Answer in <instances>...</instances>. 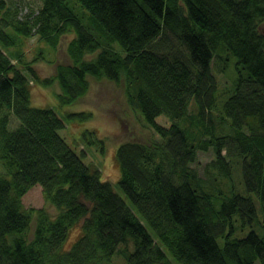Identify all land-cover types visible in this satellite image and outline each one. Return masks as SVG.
Listing matches in <instances>:
<instances>
[{
    "label": "trees",
    "instance_id": "trees-1",
    "mask_svg": "<svg viewBox=\"0 0 264 264\" xmlns=\"http://www.w3.org/2000/svg\"><path fill=\"white\" fill-rule=\"evenodd\" d=\"M37 2L22 16L18 2L0 0V264H114L116 254L125 264H264V0ZM33 34L44 47L28 57ZM66 34L70 62L41 76L34 64ZM229 56L236 75L222 87L213 62L228 76ZM91 78L114 82L124 115L152 131L119 141L114 184L84 160L87 149L105 155L100 131L84 128L78 152L53 107L31 104L34 82H57L65 106ZM231 139L248 156L243 176L222 153ZM200 148L214 153L201 171L191 166ZM36 183L44 203L26 206Z\"/></svg>",
    "mask_w": 264,
    "mask_h": 264
},
{
    "label": "rangeland",
    "instance_id": "rangeland-1",
    "mask_svg": "<svg viewBox=\"0 0 264 264\" xmlns=\"http://www.w3.org/2000/svg\"><path fill=\"white\" fill-rule=\"evenodd\" d=\"M14 1L18 2L19 13L22 16L32 7H38L37 0ZM259 30L264 33V20L259 23ZM69 39L70 35H63L56 51L53 54H51V51H47L45 58L39 59V61L34 64V67L41 76L53 75L55 73V65L58 62H70V59L65 51L66 43ZM22 46L24 47V44H22ZM39 46L44 47V43L37 38V34H33L31 37L26 39L25 49L27 51V56L30 57L33 54L35 48ZM229 60L230 61L226 69L228 76L225 75L224 72L220 71V61L214 60L213 62V71L222 87L229 84L230 79L236 75L234 57L229 56ZM30 87L31 104L35 106L53 107L57 114L60 115L65 121V126L59 130L60 134L78 152H80L81 146H84L86 149L85 144H83L80 139L84 128L95 127L97 131H100L98 132L100 136L106 138L105 155L101 156L98 154L100 153L99 151L97 153L94 149H87L86 158H84V160L87 162L92 161L93 163L95 162L97 165H99L101 170V179L107 180L113 184L116 183V180L119 178V168L115 159V151L119 145V141L128 137H132L136 140H146L152 133L149 127H141L138 125V123H136L134 114L131 113L130 117L124 115V106L121 104L122 99L120 90L117 88L115 83L110 80L97 81L94 78H91L90 90L88 93L80 97L74 104L65 106H61L57 98L56 92L60 90L57 82H54L49 86L34 82L30 84ZM78 110H91L93 112V116L91 119L84 120L66 116L67 112ZM156 119L162 123L167 122L168 120V118L164 115H160ZM14 121L15 116L13 117V122ZM79 144L81 145L79 146ZM213 156L214 154L211 149L200 151L195 163L196 167L201 171L203 165L207 161L211 160ZM114 187L119 191L118 186L114 185ZM40 190L41 189L39 185H34L32 188H30L22 198L24 205H42L44 203V198ZM125 200L128 204H130L127 198H125ZM135 213L140 216L137 211H135ZM254 223L255 229H258V226L260 225L259 222L256 221ZM148 229L150 232H152L149 226ZM76 233L77 228H74L71 231L70 236H68V239L65 241V248H68L73 243L76 238ZM236 234L240 235L242 234V231L238 230ZM118 263L125 264L124 257L120 258ZM254 264L260 263L258 260H256Z\"/></svg>",
    "mask_w": 264,
    "mask_h": 264
},
{
    "label": "bare ground",
    "instance_id": "bare-ground-1",
    "mask_svg": "<svg viewBox=\"0 0 264 264\" xmlns=\"http://www.w3.org/2000/svg\"><path fill=\"white\" fill-rule=\"evenodd\" d=\"M154 50L155 51H157V52H166V50L165 49H163V48H161V47H159V46H157L156 47V49L154 48ZM159 122V121H158ZM160 123H162L161 121H160ZM169 123V120H167V122H164V123H162V124H165V125H167ZM261 135L262 136H264V129L262 128L261 129ZM240 142L239 141H237V140H234V139H231L230 140V142H229V144H228V142H226V146H224L223 147V149H222V153L223 154H226V155H228V154H230L231 155V157L233 158V164H232V167L234 168V169H236V172H240L241 174H242V176H243V171H246V170H249L248 169V167L250 166V165H246V158L248 157V156H246L245 154H243V153H239V146H240ZM229 146V147H228ZM200 151H206V150H204V149H198L197 150V158H198V153L200 152ZM213 151V150H212ZM214 154V153H213ZM214 157V156H213ZM196 161H197V159H196ZM196 161L194 162V163H191V166L193 167V168H197L196 167ZM247 164H248V161H247ZM198 169V168H197ZM235 172V173H236ZM100 177H101V174H100ZM118 180V179H117ZM116 180V181H117ZM34 185H39L40 186V191H41V194H43V191H42V187H41V185L39 184V183H36V184H34ZM34 185H32L30 188H32ZM29 188V189H30ZM113 188L115 189V187H114V185H113ZM119 188V187H118ZM28 189V190H29ZM116 190V189H115ZM116 191H118V190H116ZM119 193L121 192V193H123L121 190H119L118 191ZM26 194V193H25ZM24 194V195H25ZM23 195V196H24ZM23 196H22V198H23ZM43 196V195H42ZM22 202H23V200H22ZM23 204H24V202H23ZM79 228V227H78ZM150 232V231H149ZM152 234H154L153 233V231H152ZM153 236V239L156 241L157 239H156V237L154 236V235H152ZM216 244L218 245V246H222V237H220L219 235H218V237L216 238ZM133 248H134V244L133 243H127V244H123V242H121L120 244H119V249H122L123 251H125V252H129V251H131V250H133ZM114 258H115V261H114V259H113V261H114V264H119L118 263V260L121 258L120 257V255H114ZM256 261V260H255ZM259 261V260H258Z\"/></svg>",
    "mask_w": 264,
    "mask_h": 264
}]
</instances>
